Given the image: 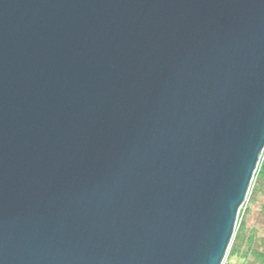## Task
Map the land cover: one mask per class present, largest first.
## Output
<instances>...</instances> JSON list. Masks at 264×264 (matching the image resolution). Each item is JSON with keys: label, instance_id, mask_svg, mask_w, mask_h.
Masks as SVG:
<instances>
[{"label": "water", "instance_id": "obj_1", "mask_svg": "<svg viewBox=\"0 0 264 264\" xmlns=\"http://www.w3.org/2000/svg\"><path fill=\"white\" fill-rule=\"evenodd\" d=\"M264 149V0H0V264H222Z\"/></svg>", "mask_w": 264, "mask_h": 264}, {"label": "trees", "instance_id": "obj_2", "mask_svg": "<svg viewBox=\"0 0 264 264\" xmlns=\"http://www.w3.org/2000/svg\"><path fill=\"white\" fill-rule=\"evenodd\" d=\"M262 163L254 173L249 199L228 247L229 255L237 258L239 264H264V228L247 223L250 210L258 204V198L261 199L258 213L264 217V159Z\"/></svg>", "mask_w": 264, "mask_h": 264}, {"label": "rangeland", "instance_id": "obj_3", "mask_svg": "<svg viewBox=\"0 0 264 264\" xmlns=\"http://www.w3.org/2000/svg\"><path fill=\"white\" fill-rule=\"evenodd\" d=\"M263 159H264V149L260 155V158H259V162H258V165H257V168H259L258 166L260 165H263ZM256 168V169H257ZM258 170V169H257ZM257 170H255V172L257 173ZM254 172V173H255ZM253 177H254V174H253ZM253 179V178H252ZM252 182V180H251ZM251 182H250V186H251ZM249 186V188H250ZM250 190V189H249ZM248 190V193H247V196L245 198V201L243 202V204L241 205V207L239 208L238 210V214H237V219H236V223H235V226H234V230H233V233L234 231L236 230L237 226H238V221L239 219L242 217V214H243V211H244V208L246 207V204H247V201L249 199V196H250V191ZM261 202V199L258 198V204L252 208L250 210V215L248 217V220H247V223L248 225L250 226H255L257 228H264V217H262L259 213H258V207H259V204ZM232 239V238H231ZM231 242V241H230ZM230 244V243H229ZM229 247V246H228ZM222 264H239V260L235 257H231L229 255V249L227 248V252H226V255L224 257V260L222 262Z\"/></svg>", "mask_w": 264, "mask_h": 264}]
</instances>
